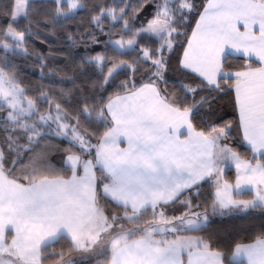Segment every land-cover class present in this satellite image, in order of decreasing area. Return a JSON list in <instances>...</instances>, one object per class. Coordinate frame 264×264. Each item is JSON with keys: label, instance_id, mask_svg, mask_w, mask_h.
Segmentation results:
<instances>
[{"label": "snow or ice", "instance_id": "1", "mask_svg": "<svg viewBox=\"0 0 264 264\" xmlns=\"http://www.w3.org/2000/svg\"><path fill=\"white\" fill-rule=\"evenodd\" d=\"M0 264H264V0H0Z\"/></svg>", "mask_w": 264, "mask_h": 264}, {"label": "trees", "instance_id": "2", "mask_svg": "<svg viewBox=\"0 0 264 264\" xmlns=\"http://www.w3.org/2000/svg\"><path fill=\"white\" fill-rule=\"evenodd\" d=\"M34 43L36 44V46L38 48H41L44 51H51L56 57V61H55L56 63H59V64L64 63V59L61 56V50L64 47H66V45L63 43V41H57L55 38L50 37L48 40V44L52 45L51 49H49L46 44L41 43V41H39V40L34 41ZM52 66H53L52 62H50L49 67H52ZM37 68H38V66H34L32 64V62L29 61L27 64L22 65V74L24 76L29 77L30 79L36 80V79H38ZM228 175H229V177L234 178V171H230L228 173ZM220 223H222L224 225H231L233 223V221L225 219V220L220 221Z\"/></svg>", "mask_w": 264, "mask_h": 264}]
</instances>
